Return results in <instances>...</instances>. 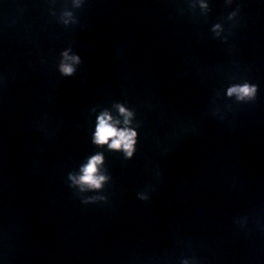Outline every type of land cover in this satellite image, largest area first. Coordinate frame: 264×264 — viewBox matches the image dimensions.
I'll list each match as a JSON object with an SVG mask.
<instances>
[{
    "label": "clouds",
    "instance_id": "obj_1",
    "mask_svg": "<svg viewBox=\"0 0 264 264\" xmlns=\"http://www.w3.org/2000/svg\"><path fill=\"white\" fill-rule=\"evenodd\" d=\"M67 58V53H65ZM75 62H78V57H71ZM61 71L70 75L73 72V68L69 64H63L61 66ZM255 87L249 86L247 84L241 87H233L228 90V94L232 95L237 93L240 99L244 97H252L255 94ZM120 112L126 116H130V113L126 112V109L123 107L120 108ZM112 120L111 116L107 113L98 117L97 129L94 137V142L100 145L108 144L111 149H123L127 156L131 157L133 153V146L135 144L136 133L130 129H118L114 124L110 123ZM127 122V121H126ZM110 141V143H109ZM103 157L102 155H95L91 157L88 163L82 169V175L76 181L81 185H86L90 188H100L102 182L106 179L104 176L97 175L98 165L102 164Z\"/></svg>",
    "mask_w": 264,
    "mask_h": 264
}]
</instances>
